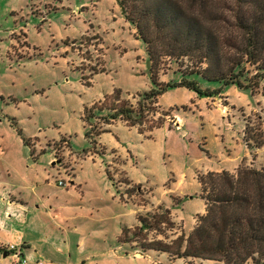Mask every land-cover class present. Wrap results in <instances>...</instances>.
I'll return each mask as SVG.
<instances>
[{
  "label": "rangeland",
  "instance_id": "rangeland-1",
  "mask_svg": "<svg viewBox=\"0 0 264 264\" xmlns=\"http://www.w3.org/2000/svg\"><path fill=\"white\" fill-rule=\"evenodd\" d=\"M74 1L0 0V134H4L7 139L10 129L16 132L11 123L19 122V128L24 127L29 135L40 133L46 136L49 146H52L61 161L64 143L77 152V156L94 147L86 140L90 128L88 124L86 128L82 124L84 107L90 108L95 102L94 106L100 105L97 101L118 88L126 92L119 89L121 97L118 105L127 101L136 107L140 95L152 87L146 46L143 42L140 46L136 44V29L132 25L128 32H122L124 39L116 35L120 31L116 34L110 32L111 29L103 21L100 30L95 22L83 19V29L74 35L69 32L71 37L66 42L68 47L63 42L49 44L53 51L64 46L68 51L60 50L54 55L47 52V25L52 27L53 35L67 34L79 14L77 10L71 11ZM216 1L222 17L227 18L230 25L234 24L233 14L236 13L235 7L239 6L237 1ZM241 9L248 11V6H242ZM28 28L31 33L42 32L43 37L38 36V40L34 41V35L31 34L30 41ZM65 29L68 31L65 32ZM229 29L233 31L232 26ZM56 55L59 57L55 59ZM187 64L185 60L184 68ZM159 67L160 82L179 78V73L175 72L178 68L175 62L165 61ZM248 68L252 76L254 69ZM185 91L178 88L164 93L158 98L157 104L147 106L142 122L135 127L147 132L149 138L154 133L155 138L139 147L148 157L145 166L151 170L144 173L145 182H150L154 191L160 195L165 185H172V174L175 182L182 179L185 187L189 185V192L194 199L190 206H186L189 214L202 206L198 196L201 193L200 176L220 169L235 174L244 166L264 168V143L262 147L251 150L244 138L246 124L257 133L258 138L262 134L264 141V89L261 84L250 94L231 87L212 98H200L195 93L194 99L189 98ZM108 96L101 101L104 106L115 103L111 94ZM128 125L132 126L130 123ZM104 127V120L100 118L95 130L91 132L98 129L101 131ZM26 148L34 151L36 146L31 142L30 145L26 144ZM67 163L62 162V165L68 168L66 174L71 175L73 169H69ZM140 170L142 172L143 167ZM119 179L123 181L125 177ZM123 190L131 201L147 204L148 210H142V215L150 211L158 214L162 212L158 207L152 208L149 202L151 186L131 184L124 186ZM164 206L162 204L160 207ZM5 208V201L2 200L0 210L4 212ZM175 214L171 216L170 211V224L161 225L159 231L150 232L148 238L164 239L170 243L183 231L185 221L189 223L185 228L189 234L197 223L198 215H202L197 214L187 221L183 209ZM178 215L184 216L185 220H180ZM171 259L177 260L178 264H218L197 258Z\"/></svg>",
  "mask_w": 264,
  "mask_h": 264
},
{
  "label": "crops",
  "instance_id": "crops-1",
  "mask_svg": "<svg viewBox=\"0 0 264 264\" xmlns=\"http://www.w3.org/2000/svg\"><path fill=\"white\" fill-rule=\"evenodd\" d=\"M74 3L71 4V11L77 10L79 14L69 31L65 29L67 34L53 35L52 27L47 25V52L52 55L60 50L68 51L65 46L68 47L66 42L70 40L69 34L74 35L83 29V19L95 22L100 30L103 21L111 29L110 32L116 34L120 31L116 35L121 37L122 32L132 28L118 0H75ZM27 34L30 41L31 34L34 35V41L38 40V36L43 37L42 32L31 33L30 28ZM135 41L139 46L142 43L139 38ZM58 42H63L65 46L55 51L49 48V44ZM32 44L36 45V42ZM58 57L56 55L54 58ZM185 90L189 98H196L194 92ZM17 124L19 126L20 123ZM82 124L85 127V122L82 121ZM104 124V132L93 137L95 144L86 136L87 142L94 147L82 155L77 156V152L64 143L62 161L49 146V139L40 133L29 135L24 127L21 128L23 136L35 144L34 151L26 148L17 130L10 129L7 139L4 134H0V202L4 200L6 204L5 211L0 210V264H16L7 249L9 244L18 247L30 263L40 260L49 264H178L168 253L152 250L142 252L134 248L135 245L119 242L122 228L133 229L138 225V215H142V210H148L147 204L131 201L123 188L131 184L151 186L149 202L152 208L163 204L171 211V216L183 209L187 221L197 214L205 213V203L200 193L201 208L189 214L186 206H190L194 199L189 192V185L185 187L182 179L175 182L172 174V185H165L158 195L150 182H145L143 178L150 169L145 166L148 162L146 153L139 149L145 142L155 140L154 133L149 138L147 132L139 131L121 119ZM62 162L69 163V169H73L71 175L66 174L68 168ZM140 167H143L142 172ZM122 176L125 177L123 181L119 179ZM59 181H63L64 185H59ZM178 218L185 220L184 216L178 215ZM187 225L189 223L185 221L183 232Z\"/></svg>",
  "mask_w": 264,
  "mask_h": 264
},
{
  "label": "trees",
  "instance_id": "trees-1",
  "mask_svg": "<svg viewBox=\"0 0 264 264\" xmlns=\"http://www.w3.org/2000/svg\"><path fill=\"white\" fill-rule=\"evenodd\" d=\"M236 1L239 6L230 25L216 0H118L124 17L146 46L152 87L140 95L136 107L127 101L118 105L119 89L111 94L113 105L97 102L100 105L84 107L81 120L89 125L87 137L92 143H96L93 137L104 132H91L96 120L121 119L135 126L142 122L148 105L157 104L160 96L177 88L200 98L216 97L231 87L250 94L261 84L264 89V0ZM242 6H248V11H242ZM165 61L178 65V79L159 81V65ZM248 67L254 69L252 76ZM12 124L30 145L31 139L23 136L17 122ZM256 134L245 124V143L251 150L264 143L263 135L258 138ZM199 184L205 213L198 215L189 234L181 231L170 243L149 239L150 232L171 222L170 211L159 206L160 214L138 215L134 229L123 227L119 242L135 244L142 252L168 253L172 258L264 264V168L244 166L235 174L208 172L199 177Z\"/></svg>",
  "mask_w": 264,
  "mask_h": 264
},
{
  "label": "built area",
  "instance_id": "built-area-1",
  "mask_svg": "<svg viewBox=\"0 0 264 264\" xmlns=\"http://www.w3.org/2000/svg\"><path fill=\"white\" fill-rule=\"evenodd\" d=\"M59 185H63L62 181H59ZM7 249L16 264H49L40 260H38L36 263H30L25 257L22 256L20 249L15 245L9 244Z\"/></svg>",
  "mask_w": 264,
  "mask_h": 264
}]
</instances>
